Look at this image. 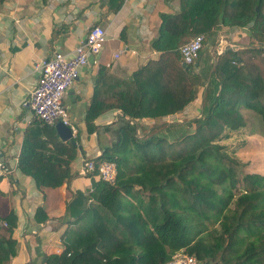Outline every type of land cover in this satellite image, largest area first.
<instances>
[{"label": "trees", "instance_id": "16d2710c", "mask_svg": "<svg viewBox=\"0 0 264 264\" xmlns=\"http://www.w3.org/2000/svg\"><path fill=\"white\" fill-rule=\"evenodd\" d=\"M108 1L113 12L123 4ZM161 17L151 43L158 56L129 77L103 72L87 111L89 133L111 106L103 93L122 111L113 144L86 158L116 162L117 179H99L89 196L78 197L82 208L66 220L61 251L46 254L42 264H161L177 252L200 264H264V174L243 173L234 155L249 141L252 114L264 129V0H181L180 12ZM220 26L247 28L261 44L228 46L217 55L218 90L203 116L190 122L193 131L174 140L156 132L140 137L131 119H157L196 99L203 73L196 71L198 59L183 66L180 47L204 34V49ZM55 125L35 116L19 156L20 169L43 189L69 184L78 152L72 140L59 139ZM47 218L38 207L36 219ZM17 225L14 211L0 215V264L19 252Z\"/></svg>", "mask_w": 264, "mask_h": 264}, {"label": "crops", "instance_id": "0c3cea01", "mask_svg": "<svg viewBox=\"0 0 264 264\" xmlns=\"http://www.w3.org/2000/svg\"><path fill=\"white\" fill-rule=\"evenodd\" d=\"M180 11L181 0H123L116 12L109 11L108 0H5L0 4V162L4 164L0 168V215L15 212V234L20 241L18 254L6 264H42L46 254L61 251L66 220L75 218L82 208L78 197L89 196L100 179L96 174L83 175L82 166L86 158L99 156L103 147L113 144L116 122L124 118L113 98L103 93L101 100L111 106L95 118L97 130L88 132L86 116L97 80L103 72L108 77H129L157 57L151 43L159 36L161 15ZM94 24L106 30L103 49L81 68L64 98L78 128L73 176L69 184L39 188L19 167L25 132L35 117L23 101L37 84V66L55 51L72 53ZM260 44L247 28L220 26L196 61V71L204 77L196 99L173 114L135 119L138 128L144 135L156 132L174 139L193 131L195 124L190 122L203 116L218 90L213 74L217 55L228 46ZM38 207L45 209V221L36 219Z\"/></svg>", "mask_w": 264, "mask_h": 264}, {"label": "built area", "instance_id": "2783aa9c", "mask_svg": "<svg viewBox=\"0 0 264 264\" xmlns=\"http://www.w3.org/2000/svg\"><path fill=\"white\" fill-rule=\"evenodd\" d=\"M105 39V28L100 24H94L86 37L78 42L72 53L55 51L51 57L45 59L41 65L37 66L39 71L37 84L23 101V106L31 109L34 115L46 124L55 125L61 121L71 128L73 136L76 137L78 128L72 121L64 98L68 89L80 77L81 68L89 64L92 55L102 51ZM205 40L204 34H197L183 44L180 47L183 62L192 64L199 59ZM118 56L119 54L115 55V57ZM134 121L131 119V122ZM0 168H4L2 162H0ZM81 173L83 175L96 174L104 181L115 183L117 163L108 160L98 163L93 159L85 160ZM161 264H200V262L193 255L177 252L171 260Z\"/></svg>", "mask_w": 264, "mask_h": 264}, {"label": "rangeland", "instance_id": "374dc122", "mask_svg": "<svg viewBox=\"0 0 264 264\" xmlns=\"http://www.w3.org/2000/svg\"><path fill=\"white\" fill-rule=\"evenodd\" d=\"M250 117L251 118L249 122L252 126V129H250V132H248L249 137L247 138L249 141H247L245 148L238 151L235 150L236 152L234 151V155L238 157V160L241 163L240 168L243 173L260 172L264 174V133L261 132L264 131V129L261 126L257 115L253 116L252 114ZM139 130L140 137H145L148 135H144V131L141 130L140 127ZM233 140L234 142L237 141L236 139ZM244 140L245 141L243 142V144L246 142V139ZM227 144H230V141L227 142ZM232 144L236 146L235 148H237V145H235V143Z\"/></svg>", "mask_w": 264, "mask_h": 264}, {"label": "water", "instance_id": "95a60500", "mask_svg": "<svg viewBox=\"0 0 264 264\" xmlns=\"http://www.w3.org/2000/svg\"><path fill=\"white\" fill-rule=\"evenodd\" d=\"M199 63L195 62V65L197 66ZM184 67H188L189 64L186 62H183ZM56 129L60 136V138L64 141L72 140L73 144H77V141L74 139V136L72 134L71 128L65 124H63L61 121L56 123Z\"/></svg>", "mask_w": 264, "mask_h": 264}]
</instances>
